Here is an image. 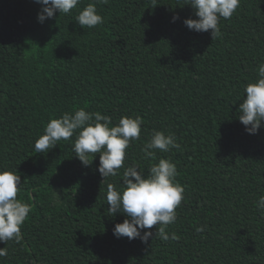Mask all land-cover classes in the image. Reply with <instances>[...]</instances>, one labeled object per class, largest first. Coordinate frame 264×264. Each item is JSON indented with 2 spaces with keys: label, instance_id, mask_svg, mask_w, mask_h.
I'll list each match as a JSON object with an SVG mask.
<instances>
[{
  "label": "trees",
  "instance_id": "trees-1",
  "mask_svg": "<svg viewBox=\"0 0 264 264\" xmlns=\"http://www.w3.org/2000/svg\"><path fill=\"white\" fill-rule=\"evenodd\" d=\"M89 3L103 23L82 28L75 19ZM41 10L35 0H0V170L20 175L17 198L31 205L22 240L0 242V264H264L255 206L264 122L249 134L238 118L264 62V0H241L220 18L216 39L184 25L198 19L185 0H80L42 24ZM79 108L110 116L112 126L124 116L143 121L125 166L147 176L161 158L176 165L184 199L166 231L178 240L113 235L127 217L108 215L107 185L121 190L124 169L103 181L99 153L88 166L74 155L75 133L35 152L49 120ZM153 131L174 134L180 148L145 158Z\"/></svg>",
  "mask_w": 264,
  "mask_h": 264
},
{
  "label": "clouds",
  "instance_id": "clouds-1",
  "mask_svg": "<svg viewBox=\"0 0 264 264\" xmlns=\"http://www.w3.org/2000/svg\"><path fill=\"white\" fill-rule=\"evenodd\" d=\"M42 5L38 13V22L52 19L55 14H69L77 8L80 0H35ZM107 4L108 0H96ZM241 0H185V4L194 9L198 19H185L184 25L195 32H210L212 39L219 38L222 33L219 27L220 18L230 19L239 8ZM179 19L173 17V22ZM75 21L82 28H94L103 23L97 13L96 4L89 3L76 16ZM257 79L244 88V98L239 104L240 122L249 134H256L264 122V62L257 68ZM139 118L121 117L119 123L112 126V118L99 112H89L79 108L74 113H64L61 117L50 119L44 133L35 141L36 153H45L55 148L61 140H70L74 133L76 139L72 150L84 166L92 163L99 153L98 171L103 181L122 173V188L107 185L106 201L108 215L122 213L127 218L117 223L113 235L119 239L127 237L129 241L140 239L147 243L149 238L167 242L178 240L173 232L166 231L177 219L176 209L184 199V188L176 181L177 168L167 159H159L148 169V175L136 165L125 166L126 149L130 143L140 139L141 125ZM174 134L153 131L151 139L145 144V158H155V151L162 153L179 149ZM22 185L20 175L10 170H0V242L22 240L21 227L28 218L31 205L17 198ZM257 210L264 216V195L255 202ZM156 226L155 234L152 229ZM198 233L205 231V226L196 228ZM7 255L6 247L0 248V257Z\"/></svg>",
  "mask_w": 264,
  "mask_h": 264
},
{
  "label": "rangeland",
  "instance_id": "rangeland-1",
  "mask_svg": "<svg viewBox=\"0 0 264 264\" xmlns=\"http://www.w3.org/2000/svg\"><path fill=\"white\" fill-rule=\"evenodd\" d=\"M4 258H5V256H2V257H0V261H3V260H4Z\"/></svg>",
  "mask_w": 264,
  "mask_h": 264
}]
</instances>
